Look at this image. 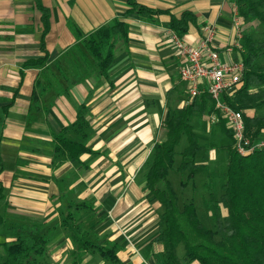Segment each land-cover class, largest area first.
Segmentation results:
<instances>
[{"label": "crops", "instance_id": "1", "mask_svg": "<svg viewBox=\"0 0 264 264\" xmlns=\"http://www.w3.org/2000/svg\"><path fill=\"white\" fill-rule=\"evenodd\" d=\"M135 1L161 12L151 18L125 14L127 0H41L48 11L43 34L35 0H0V214L48 223L63 203L87 201L104 214L91 220L100 224L95 240L117 242L118 264H163L153 223L161 206L132 177L153 144L164 138L167 113L187 103L186 84L178 74L183 59L173 44L170 19L184 11L194 15L180 37L193 46L212 27L210 43L220 62H243L244 49L231 0ZM115 18L127 24L128 32L126 40L117 37L108 77L97 74L89 59L78 69L83 79L75 81L70 59L76 45ZM33 91L41 94L38 106L30 109ZM82 105L78 128L73 124ZM206 115L195 119L209 130L214 124ZM60 131L71 139L85 135L83 141L96 154L68 158L57 153L54 135ZM63 238L52 249L56 264L72 260L71 242L66 234ZM5 240L0 225V243ZM90 258L108 263L91 252L82 264H94Z\"/></svg>", "mask_w": 264, "mask_h": 264}, {"label": "trees", "instance_id": "2", "mask_svg": "<svg viewBox=\"0 0 264 264\" xmlns=\"http://www.w3.org/2000/svg\"><path fill=\"white\" fill-rule=\"evenodd\" d=\"M231 2L237 6L240 19L256 20L264 28V0ZM35 3L42 12L44 34L48 30V11L42 6L41 0H35ZM127 4L129 8L125 14L135 13L151 18L161 12L135 0H127ZM194 20L191 12L184 11L179 18L171 17L170 29L182 37L188 31L189 23H194ZM127 32V24L115 18L91 32L82 43L76 45L77 53L70 59L75 69V78L78 77L74 80L83 79L78 69L89 59L95 62L97 74L108 77L107 70L114 58L117 37L126 40ZM241 34L245 70L236 90L230 95L223 94L222 100L231 108L243 112L245 133L257 138L263 135L261 132L264 131V114L260 117L247 116L246 112L249 109L254 110V113L264 109V37L256 40L251 34H243L242 31ZM42 47L44 48L43 43ZM65 78L70 82L68 87L71 86L70 78ZM40 94L33 91L30 109L38 106ZM64 94H68V89ZM214 104L211 95L204 90L191 102L169 111L163 121L165 136L153 144L142 165L145 186L162 208L154 239L163 245V264H181L177 254L180 244L183 246V255L189 262L264 264V150L242 156L234 151L231 144L222 146V149L227 150L229 160L221 193L217 198L211 194L207 198L202 197L203 200L206 199L205 204L213 214L212 228H208L199 218L194 203L196 197L193 194L181 206L178 204L179 192H184L189 185L192 191L195 190L193 193L199 192L195 178L209 168L207 163L198 161L197 156L199 153L202 156L203 150L210 147L209 143L216 141V136L214 135V139L200 135L195 131L193 121L196 117L215 111ZM83 107L82 105L79 110L77 122L73 124L78 128H82L80 121ZM214 126L233 142L223 119L212 127ZM183 135L186 136V145L177 152L175 149ZM83 136L85 135L79 139H71L65 135V131H60L54 135L55 151L68 158H77L83 152L96 154L83 141ZM177 153L180 154V159L176 161ZM174 169L182 176L180 188L177 190L169 181L170 172ZM1 193L0 189V199ZM198 194L201 195V192ZM223 208L225 214L222 212ZM95 210L87 201L72 200L63 203L58 207L61 219L55 224L0 214V225H4L7 238L0 243V264H50L47 254L49 244L57 237L56 232L59 229L65 231L72 245L70 264H82L84 256L91 252H96L110 264H118L120 260L117 256V242L96 241L95 236L90 233L94 224L86 226L84 221L77 219L81 212L94 213Z\"/></svg>", "mask_w": 264, "mask_h": 264}, {"label": "built area", "instance_id": "3", "mask_svg": "<svg viewBox=\"0 0 264 264\" xmlns=\"http://www.w3.org/2000/svg\"><path fill=\"white\" fill-rule=\"evenodd\" d=\"M233 24L237 37L241 39L242 20L239 17L237 6L233 4ZM206 36L196 45L186 44L179 36H173V44L183 63L179 67V77L186 84L187 103L191 102L201 91L208 92L214 100L215 111L206 115L209 123H218L223 119L232 136V148L242 156L258 150H264V131L262 136L252 138L245 133L243 112L231 108L222 100L223 94L230 95L245 70L242 61L220 62L218 52L211 47V38L214 34L212 27L205 29Z\"/></svg>", "mask_w": 264, "mask_h": 264}, {"label": "rangeland", "instance_id": "4", "mask_svg": "<svg viewBox=\"0 0 264 264\" xmlns=\"http://www.w3.org/2000/svg\"><path fill=\"white\" fill-rule=\"evenodd\" d=\"M243 24H242V32L244 33H248L251 34L256 40H260L264 37L263 35V31L264 28L256 21V20H243L241 19ZM182 81V80H181ZM183 82V81H182ZM203 91H201L198 95H200ZM210 114V113H209ZM264 114V109L256 111L254 113V115L260 117ZM247 115V114H246ZM249 116V114L247 115ZM197 119V118H196ZM196 119L194 120V128L195 130L200 134V135H207L206 138H212L214 137V135L216 136V141L214 142H210L208 146L210 147H206L205 150H203V154L200 157V153L198 154V161L201 162H205L208 165V169L207 171L198 174V176L195 178L196 180V189L201 192V195L198 193H193L194 191H192L190 185L187 187L186 191H181L179 199H178V204L179 206H181V204L183 202H186L191 195L193 194L196 197V200L194 199V203L195 206L197 208V212H198V216L199 218L203 221V223L208 227V228H212L213 227V223H214V219H213V214L210 210V208L207 206V204H205V200H203L202 197L207 198L210 194L213 195L215 198L219 197L220 193H221V185L223 184V182L225 181V171L227 168V163L229 160V154L227 152V150L222 149V146H227L230 145L232 146V143L229 136H227L226 134H224L223 132H219L218 128L214 127H210L209 130H207V128L205 127V123H202L203 121L200 120V118L196 121ZM202 121V122H201ZM161 133H162V128H161ZM262 133V132H261ZM210 134L212 136H210ZM209 135V136H208ZM215 139V137H214ZM186 136L183 135V137L181 138L179 144L176 147V151L179 152L185 145H186ZM208 149V150H207ZM222 149V150H221ZM212 154V156H210V154ZM180 159V154L177 153V155L175 156V160H179ZM179 163L176 162V165ZM143 172H144V167H141L139 170H137L132 179L135 180L136 182H141L142 185L145 186L144 183V178H143ZM182 177V176H181ZM180 174L178 173L177 170H173L170 172L169 175V181L172 184L173 188L175 190L180 188V182H181V178ZM147 189V188H146ZM179 191V190H178ZM154 199V198H153ZM157 204H155L156 207ZM153 208V207H152ZM97 210V208H95ZM154 209V208H153ZM96 210L94 211V213H88V212H81L80 214L77 215V219L84 221L86 226L91 225V220L93 217L97 218L98 220H100L99 215H104L102 214V210L101 207H98V211L96 212ZM162 211V208H161ZM223 214L226 213L225 209H222ZM59 215V214H58ZM94 215V216H93ZM160 212H155L154 213V232L157 231L158 229V218H159ZM139 216V217H138ZM137 217L134 218V220H139L141 218L140 215H138ZM29 219V218H26ZM61 219V216L59 215L58 217H55L52 221H49L48 223H59ZM32 220V219H30ZM97 219H95L94 221V228L90 229V233L91 235L96 234L99 231V228H97L100 224L99 221ZM35 221V220H34ZM37 221V220H36ZM96 221V222H95ZM152 223V224H153ZM96 225V227H95ZM97 228V229H96ZM98 230V231H97ZM97 235V234H96ZM56 236L60 237L61 240L57 238H53L50 241L49 244V248H48V261L50 262V264H56L53 259H52V250L53 247L56 245L57 242H61L63 241V237H65V231L59 229L56 232ZM63 243V242H61ZM183 246L180 244L177 247V254L179 255V259L181 264H196V262H189L185 259L184 255H183ZM68 253V252H67ZM0 255H2V248L0 246ZM71 255H69L70 257ZM0 258H2L0 256ZM91 260L89 261L91 263V261H95L94 264L96 263V261L98 260V258L95 260L93 258H90ZM198 263V262H197ZM108 264V263H105Z\"/></svg>", "mask_w": 264, "mask_h": 264}]
</instances>
